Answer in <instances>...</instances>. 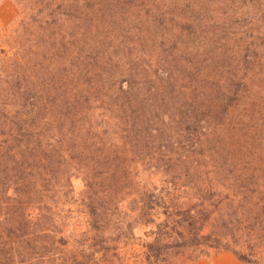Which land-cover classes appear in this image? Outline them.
Segmentation results:
<instances>
[{"label": "trees", "instance_id": "16d2710c", "mask_svg": "<svg viewBox=\"0 0 264 264\" xmlns=\"http://www.w3.org/2000/svg\"><path fill=\"white\" fill-rule=\"evenodd\" d=\"M20 4L0 53V264H125V241L140 264H264V0Z\"/></svg>", "mask_w": 264, "mask_h": 264}, {"label": "rangeland", "instance_id": "374dc122", "mask_svg": "<svg viewBox=\"0 0 264 264\" xmlns=\"http://www.w3.org/2000/svg\"><path fill=\"white\" fill-rule=\"evenodd\" d=\"M22 0H0V53L8 51L20 43L17 34H14V30L17 29L19 21L21 19V13L23 7L20 4ZM148 174L142 175L144 178H148ZM151 178V176H150ZM73 189L75 196L78 197L83 190V184L81 180L73 181ZM71 210L73 211V220L71 221V230L76 232H83L87 228V216L79 203H74ZM143 230L135 231V235H142ZM127 246L122 250V257L125 264H140L141 249L133 245L131 241H125ZM192 264H240L230 253L222 250H211L207 255H204L198 261Z\"/></svg>", "mask_w": 264, "mask_h": 264}]
</instances>
